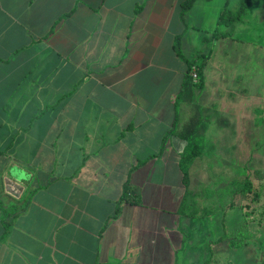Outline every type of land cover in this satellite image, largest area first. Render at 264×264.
Wrapping results in <instances>:
<instances>
[{"label": "crops", "instance_id": "1", "mask_svg": "<svg viewBox=\"0 0 264 264\" xmlns=\"http://www.w3.org/2000/svg\"><path fill=\"white\" fill-rule=\"evenodd\" d=\"M185 1L0 0V264L211 259L226 220L197 206L172 130L192 115L188 62L229 37L233 4Z\"/></svg>", "mask_w": 264, "mask_h": 264}, {"label": "rangeland", "instance_id": "2", "mask_svg": "<svg viewBox=\"0 0 264 264\" xmlns=\"http://www.w3.org/2000/svg\"><path fill=\"white\" fill-rule=\"evenodd\" d=\"M232 4L236 9L239 0ZM234 27L216 42L204 86L183 117L197 103L207 125L202 154L187 163L195 171L196 204L226 220L211 259L196 257L189 264H264V0H255ZM248 179L252 191L237 192V182Z\"/></svg>", "mask_w": 264, "mask_h": 264}, {"label": "trees", "instance_id": "3", "mask_svg": "<svg viewBox=\"0 0 264 264\" xmlns=\"http://www.w3.org/2000/svg\"><path fill=\"white\" fill-rule=\"evenodd\" d=\"M194 0H186L183 4V15L185 11L193 4ZM255 0H239V4L236 9L226 8L221 12L219 22L224 24L225 26H231L241 21L242 18L249 13L250 9L253 7ZM232 35L231 32H216L214 38L226 37ZM213 38V37H212ZM206 41L209 38L205 39ZM176 50L179 55L183 56L182 50L180 49L178 43L176 44ZM208 55L201 54L197 59L188 62V71L184 83V93H188L190 95V99L192 95L196 94V91L203 88L204 83V70L207 65ZM196 67L198 72V79L195 80L193 78V68ZM189 99V100H190ZM194 112L189 117L188 121L184 123L181 127H175L172 130V133L177 134L178 136L185 139L189 144V149L182 155V167L185 171V175L188 171L187 163L202 154L203 149L201 148V138L203 137L204 131L207 127L205 123V117L202 114L201 107L196 103L193 105ZM237 192H250L252 191V181L248 179L245 183L237 182ZM134 194L133 189L131 188L129 183L125 184L124 193L122 196V200H130L132 199ZM10 214L4 215L3 223L5 225L6 230H9L11 220H9Z\"/></svg>", "mask_w": 264, "mask_h": 264}, {"label": "water", "instance_id": "4", "mask_svg": "<svg viewBox=\"0 0 264 264\" xmlns=\"http://www.w3.org/2000/svg\"><path fill=\"white\" fill-rule=\"evenodd\" d=\"M6 191L14 197H21L25 190V185L14 179L11 176H6L4 179Z\"/></svg>", "mask_w": 264, "mask_h": 264}, {"label": "built area", "instance_id": "5", "mask_svg": "<svg viewBox=\"0 0 264 264\" xmlns=\"http://www.w3.org/2000/svg\"><path fill=\"white\" fill-rule=\"evenodd\" d=\"M198 72H197V69H196V67H194L193 68V78L195 79V80H197L198 79Z\"/></svg>", "mask_w": 264, "mask_h": 264}]
</instances>
